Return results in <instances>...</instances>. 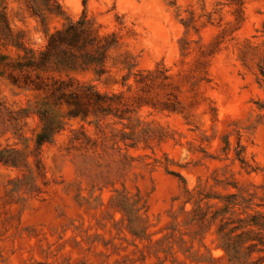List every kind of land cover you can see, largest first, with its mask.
I'll return each mask as SVG.
<instances>
[{
	"label": "rangeland",
	"instance_id": "1",
	"mask_svg": "<svg viewBox=\"0 0 264 264\" xmlns=\"http://www.w3.org/2000/svg\"><path fill=\"white\" fill-rule=\"evenodd\" d=\"M56 1L116 36L103 76H73L118 110L0 165V264H264V0ZM0 8L44 47L24 0ZM33 97L0 79V149L33 151Z\"/></svg>",
	"mask_w": 264,
	"mask_h": 264
},
{
	"label": "trees",
	"instance_id": "2",
	"mask_svg": "<svg viewBox=\"0 0 264 264\" xmlns=\"http://www.w3.org/2000/svg\"><path fill=\"white\" fill-rule=\"evenodd\" d=\"M27 11L44 28L45 45L35 51L28 47L7 22L0 8V48H12L14 57L0 53V79L20 92L32 93L34 101L20 110L21 117H35L39 124L30 139L21 138L22 149H0V165L18 168L31 156L40 164V149L64 131L71 119L99 120L118 110V98L99 93L91 84L79 82L73 74L91 72L103 76L108 51L117 44L115 35L101 36L94 22L83 13L68 19L56 0H24ZM51 17L63 19L60 29L47 33Z\"/></svg>",
	"mask_w": 264,
	"mask_h": 264
}]
</instances>
